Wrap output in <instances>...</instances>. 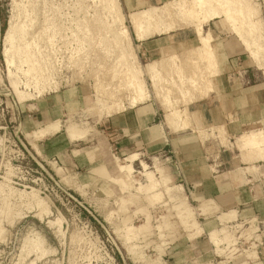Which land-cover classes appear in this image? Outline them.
I'll use <instances>...</instances> for the list:
<instances>
[{
    "label": "rangeland",
    "instance_id": "rangeland-1",
    "mask_svg": "<svg viewBox=\"0 0 264 264\" xmlns=\"http://www.w3.org/2000/svg\"><path fill=\"white\" fill-rule=\"evenodd\" d=\"M169 1L180 3L186 0L166 2ZM248 1L256 11L255 19L260 21L257 31L260 35L257 43L261 46L260 60L250 58L246 47L223 17L203 21V30L211 33L213 46L220 37L234 43L239 55L251 61L253 67L264 75V67L261 66L264 64V0ZM105 2L0 0V264H174L171 248L179 244L184 247L202 232L195 207L188 202L184 191L178 190L173 183L164 182L157 168L162 167L164 173L168 174L165 170L167 163L155 160L153 155L142 158L148 165L147 170L152 172V178L146 177L142 160L138 162L139 156L131 169L112 167L100 176L86 173L79 177L57 167V176L47 166L37 162L21 134L22 112L27 105L63 88L86 85L90 90L89 105H93L96 85L101 82L100 88L106 102L104 106L101 109L90 106L82 115L76 113L66 121L67 127L73 125L76 130L86 128V133L95 130L96 120L104 117L105 113L119 111V103L123 104L121 107L130 104V90H126L125 85L127 79L120 71L125 68L121 62L124 59H118L121 54L120 40H114V36H118L119 31L126 26L131 36L132 52L138 56L139 66L155 61L143 54L133 34L127 19V15L132 12L127 14L123 9L125 19L116 21L109 3ZM14 14L21 25L17 34V48L28 45V52L25 55L17 49L15 64L9 67L3 55L4 37ZM187 20L190 26L184 23ZM190 20H182L180 27L162 36L155 35V38L170 34L185 36L186 33L194 36L191 45L194 48L189 51L173 54L177 49L175 46L164 49L167 66L162 68L157 91L159 94L153 93L152 80L148 76L144 77L145 89L151 98L155 95L164 108L166 123L178 128L189 125L188 105L208 95L212 89L213 76H207L212 72H206L208 66L204 60H197L198 55L193 52L199 41ZM74 21L80 27H76ZM104 22L111 24L110 29H105ZM100 29L104 34L100 33ZM72 30L78 33L77 40L72 36ZM30 56L37 58V67L48 69L47 76L40 80L36 89L34 81L40 73L37 69L31 73L27 71L30 61L26 62L25 59ZM203 65L207 70L202 68ZM201 68L204 70L200 71ZM203 71L207 73L206 76L201 75ZM112 72L117 76L112 77ZM197 72L204 78L208 77L199 80V83L205 81L204 84L208 80L205 87L201 83L198 85ZM12 82H17L19 89L27 96L20 99ZM175 82L177 84L174 85ZM250 131L257 130H249L238 138L237 144L242 150L259 149L243 142ZM225 145L233 148L228 140ZM124 162L120 159L118 166L127 164ZM163 182L165 185H162ZM37 197L43 204L37 202ZM214 231L210 233L209 239L219 245L221 238L218 242L212 240ZM196 251L189 249L190 254H196ZM235 254L233 251L230 257L234 259ZM218 255L213 260L208 255L203 259V264H215L217 259L221 260L226 254L219 252Z\"/></svg>",
    "mask_w": 264,
    "mask_h": 264
},
{
    "label": "crops",
    "instance_id": "crops-1",
    "mask_svg": "<svg viewBox=\"0 0 264 264\" xmlns=\"http://www.w3.org/2000/svg\"><path fill=\"white\" fill-rule=\"evenodd\" d=\"M120 1L128 14L167 0ZM136 40L151 61L165 58L164 49L172 46L177 48L173 54L194 48V36L188 33ZM233 44L224 37L215 41L218 70L212 89L188 105L185 128L168 125L164 108L150 95L146 101L105 113L96 120L95 130L78 129L72 140L67 118L89 108L90 93L86 85H74L27 105L21 134L37 162L57 176V167L79 177L100 176L132 154L139 156V163L153 155L167 163L170 183L182 186L202 229L196 240L171 248L174 264H203L208 255L213 260L219 252L226 255L215 264H264V147L242 150L237 144L245 132L264 130V75ZM53 122H60L57 130ZM219 129L228 134L232 149L221 142ZM214 230L220 231L219 245L209 239ZM191 248L196 254H190Z\"/></svg>",
    "mask_w": 264,
    "mask_h": 264
},
{
    "label": "bare ground",
    "instance_id": "bare-ground-1",
    "mask_svg": "<svg viewBox=\"0 0 264 264\" xmlns=\"http://www.w3.org/2000/svg\"><path fill=\"white\" fill-rule=\"evenodd\" d=\"M107 2L110 5V9L113 10V12H114L115 20L116 21L118 20V21L122 22V20L125 19V14H124L121 2L119 0H106L105 3H107ZM185 2L181 1L180 3L179 2H175L174 3L172 1H169V2H166V3L161 4V5L150 6V7H147L145 9H142V10H139V11L132 12V13L128 14L127 15V19H128V22L130 24L131 29L133 30V34H134L135 38L138 39V40H142L143 41V40H145V39H147L149 37H152L154 35L168 33L170 31L180 27V24H181L182 20L190 18L192 20V24H193V27L195 28L196 36H197L198 41H199L198 42V46L196 47V49H193V52L195 51V53L198 55V58L196 57L197 60H199V58L201 59V61L204 60L203 61L204 64H206L208 66V71H206L207 70L206 66H205L206 68L204 67V65H203V67L201 66L202 68L206 69L205 70L206 72L210 71V73L211 72L212 73H216L217 70H218V66H217V59H216V55H215V51H214V47H213V37H212V35H211V33L209 31L205 32L203 30V26L204 25L202 23H203V21H208V20H212V19H215V18L223 17L228 22L230 27L232 28V30H233L234 34L236 35V37L238 39H240V41L246 47L250 58L251 59H255V60H260L262 58L261 57V48H260L261 46H260V43L257 44L258 43V38L260 37V35H258V32H257L259 30V28H260L259 27L260 26V21L255 19L254 16L256 14V11L252 7L253 5L252 6L250 5L248 0H191L190 2H187V3H185ZM76 14H78V13H76ZM168 18H169V20H167ZM76 20H77V18L75 19V21ZM191 20H190V22H191ZM188 22H189V20H187V22H184V23H188ZM75 23L77 25V26L75 25L76 27H80L79 23H77V22H75ZM104 25H105L104 26L105 29L106 28L110 29V27H111L110 23H105L104 22ZM187 26H190V24L188 23ZM20 30H21V25L18 23L17 16L14 14L13 16H11V19H10V22H9V26L7 28V31H5L6 34H5V37H4V43H5L4 45H5V47H4V50H3V55L5 57V60L7 61L6 64H9V67H10V65H12L14 63V55H15V51L17 49H18V51H20L21 53H24L25 55L28 52L27 51L28 45H24L23 47L17 48V34L20 32ZM113 30H115V29H113ZM119 32L120 33H118V36L117 35L114 36V40H116V41L118 39L120 40V44L119 43L118 44H119L122 52L120 51L121 54H119L118 59L120 61H121V58L124 59V62L123 61H121V62L125 65V68H124V70L120 69V71H121V74L122 73L125 74L126 77L125 76L124 77L127 79V80L125 79L126 80L125 85H126V88H127L126 90H128V89L130 90L129 91V93L131 95L130 96V104L131 105H136V104H138L140 102H143V101H146L147 99L150 98V93L147 92V90L145 89V87H146L145 83H144V77L145 76H148V78L150 80H152V85H153L152 91H153V93H157V91L159 90L158 86L160 84V79H161L160 76H162L161 75V73L163 71L162 68L164 67V65H166V62H164L165 61L164 59H166V58H163V59H160L158 61L145 64L144 66L140 67L139 66V61H138V56L134 52H132L133 51L132 50L133 47H132V44H131L132 41L130 42V37L131 36L129 35L128 28L125 26ZM256 32H257V35H256ZM100 33H102V30L100 31ZM89 34H91V33H89ZM102 34H104V33H102ZM85 35H87V34H85ZM72 36L76 40L79 37L78 33L73 31V30H72ZM107 40H109V39L107 38ZM260 42H262V41H260ZM105 43H106V41H105ZM103 45L105 46V44H102V46ZM80 47H81V45H80ZM117 49H118V47H117ZM30 57L32 58L33 56H30ZM30 57L25 59L26 62L30 61V63H29L30 65H29V68L27 67L28 68L27 71L31 73L34 69H37V72L40 73L39 76L37 77V80L34 81L35 82L34 88L36 89L38 87V85L40 84V80H42L43 78H45L47 76L48 69L45 68V67L44 68L37 67V65H38L37 62H36L37 58L33 57L31 59ZM174 57H176V56H174ZM178 57H180V56H178ZM194 58H195V56H194ZM99 59H101V58H99ZM189 60H191V59H189ZM171 61H173V60H171ZM197 63H199V62L196 61V64ZM258 64H260V63H258ZM19 65H21V64H19ZM124 65H123V67H124ZM194 65H195V63H194ZM200 65H201V62H200ZM261 66L264 67V64L261 65ZM13 68H14V65H13ZM202 68H201L200 71L204 70ZM40 69H42V70H40ZM197 69L199 70L198 66H197ZM115 70L117 72L119 71V69L118 70L115 69ZM117 72H115V73H117ZM212 73L211 74H207V73L204 72L201 75H203V76H204V74H205V76H206V74H207V76L208 75H212V76L215 75V74H212ZM121 74L119 73V75H121ZM196 74H198V72ZM113 75H114V77L117 76V75H115L113 73L112 77H113ZM201 75L198 74L196 76V77H199V79L196 80L198 82V85L201 83V82L199 83L200 78L202 79V77H203ZM23 76H24V74H23ZM196 77H195V79H196ZM120 78L124 79L123 77H120ZM192 78L193 77H191V79ZM206 78H208V77H206ZM206 78H204V80ZM193 80H194V78H193ZM31 81H33V80H31ZM207 81L208 80H206V84H207ZM204 82L205 81H203L201 84H204ZM12 83H13L14 90L19 95L20 99H23L24 97L27 96L26 93L22 92L19 89V86H18L19 84H17V82H12ZM100 84H101V82H100ZM100 84L98 83L96 85L97 89L96 88H95L96 90L94 89L96 91L95 92L96 95H94L95 96V101H94L93 105H89V108H90V106L91 107L92 106L93 107L97 106L98 107V108L96 107L97 109H101L102 106H104V104L106 103V102H104L105 100H103L104 96L102 95ZM175 84H177V83L175 82L174 85ZM206 84H204L202 87H205ZM195 85L196 84H194V86ZM210 85H209V87H210ZM209 87H207V88H209ZM196 88L201 90V88H199V87H196ZM185 90H187V89H185ZM187 91H186V95H188L187 93L189 92V91L188 92ZM203 91H205L206 93L209 92L208 89H207L208 92L206 90H203ZM157 94H159V92ZM157 94H156V96H157ZM183 94H184L183 96H185L184 91H183ZM198 94H199V92H198ZM201 94H204V93L201 91ZM111 95L113 97L112 93H111ZM110 98H111V96H110ZM121 104L122 103L118 104L119 105V110L122 107H124V106L121 107ZM78 113H80L81 115L83 114V112L82 113L78 112ZM53 125H54L53 129L57 130L60 127V122H56ZM223 128H225V127H223ZM84 129H86V128H84ZM87 130H88V128H87ZM67 133H68V135L70 136V138L72 140L77 138L76 137L77 136V131H76V128L73 125H68ZM34 135H37V133H34ZM218 135L221 137V142L226 143L228 134H226L223 129H219L218 130ZM28 137H31V135H28ZM243 140H244L243 142L245 143V145L246 144L255 145L256 147H259V150H260L261 146L264 147V130L250 131V132H248L245 135ZM259 156H261V154ZM136 158H137V155L136 154H132V155H130V156H128L126 158V163L127 164H120L118 167H121V169L123 167H127L129 169H131L132 167L134 168V161L136 160ZM142 165H143V168H144L143 170L145 171L146 177L148 176L149 178H152V176H153L152 172L147 170L148 165H147V163L144 160H142ZM58 169H60V168H58ZM157 169L161 173V176L163 177L164 182L165 183H170L171 182V178L167 174L164 173L162 168H157ZM162 181L163 180H161V182ZM163 183H162V185H165V183L164 184ZM165 188H167V187L165 186ZM177 188H178V190H181L183 192L182 186L177 187ZM36 200H37L38 203H42V201L38 197H37ZM185 203H186L185 199H183V204H185ZM187 207L189 208V206H187ZM189 210H190V208H189ZM189 214H191V212H189ZM224 220H225V218H224ZM212 240L216 241V242L220 241V237H219V234H218L217 231H214L212 233Z\"/></svg>",
    "mask_w": 264,
    "mask_h": 264
}]
</instances>
